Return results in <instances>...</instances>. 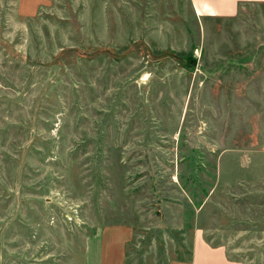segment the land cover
<instances>
[{"label":"rangeland","instance_id":"1","mask_svg":"<svg viewBox=\"0 0 264 264\" xmlns=\"http://www.w3.org/2000/svg\"><path fill=\"white\" fill-rule=\"evenodd\" d=\"M196 234L264 264V3L0 0V264H190Z\"/></svg>","mask_w":264,"mask_h":264},{"label":"crops","instance_id":"2","mask_svg":"<svg viewBox=\"0 0 264 264\" xmlns=\"http://www.w3.org/2000/svg\"><path fill=\"white\" fill-rule=\"evenodd\" d=\"M44 0H41V2ZM197 17L232 18L239 12L241 5L246 3H264V0H188ZM223 246L208 244L202 234H196L192 244L190 264H240L230 261ZM114 259L119 253H112ZM105 253H95L93 260L96 264H104ZM114 263V260H113ZM119 264V260H118Z\"/></svg>","mask_w":264,"mask_h":264}]
</instances>
